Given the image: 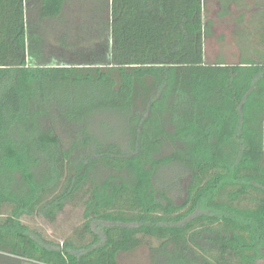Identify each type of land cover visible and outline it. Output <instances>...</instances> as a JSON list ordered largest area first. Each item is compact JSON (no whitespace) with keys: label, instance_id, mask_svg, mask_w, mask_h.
Wrapping results in <instances>:
<instances>
[{"label":"trees","instance_id":"trees-1","mask_svg":"<svg viewBox=\"0 0 264 264\" xmlns=\"http://www.w3.org/2000/svg\"><path fill=\"white\" fill-rule=\"evenodd\" d=\"M253 3L208 64L204 0H0V264L264 261Z\"/></svg>","mask_w":264,"mask_h":264},{"label":"rangeland","instance_id":"rangeland-1","mask_svg":"<svg viewBox=\"0 0 264 264\" xmlns=\"http://www.w3.org/2000/svg\"><path fill=\"white\" fill-rule=\"evenodd\" d=\"M246 6L238 7L232 3L228 7L229 14L219 17V0H204V20L212 23L211 32L204 40V60L208 64L222 61L225 64H236L239 59V50L236 44V35L239 31L250 28L252 16L258 9L253 0H242ZM257 40V32H254ZM96 226V225H94ZM147 248L139 249L118 258L119 264H148ZM258 264H264L260 261Z\"/></svg>","mask_w":264,"mask_h":264}]
</instances>
